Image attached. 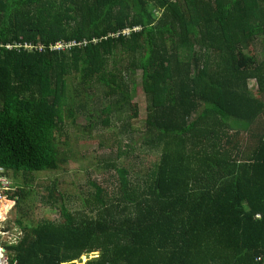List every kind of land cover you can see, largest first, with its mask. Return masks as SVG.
Instances as JSON below:
<instances>
[{"label":"trees","instance_id":"1","mask_svg":"<svg viewBox=\"0 0 264 264\" xmlns=\"http://www.w3.org/2000/svg\"><path fill=\"white\" fill-rule=\"evenodd\" d=\"M0 44L15 208L30 195L22 172L67 162L60 138L79 114L90 129L133 119L144 95L141 150L158 155L137 169L130 144L111 150L84 203L96 214L59 204L58 221L19 219L12 263L264 264V0H0Z\"/></svg>","mask_w":264,"mask_h":264},{"label":"rangeland","instance_id":"2","mask_svg":"<svg viewBox=\"0 0 264 264\" xmlns=\"http://www.w3.org/2000/svg\"><path fill=\"white\" fill-rule=\"evenodd\" d=\"M262 47H259V51L262 50ZM259 51L257 53L258 60L263 61L264 51H262V59H260ZM127 63L125 62V65ZM138 76L139 82L140 78ZM250 84L252 90H257L254 81H251ZM133 104L138 106V115L133 119L128 118L130 113L127 112L124 113L123 120H113L111 124L101 125L100 122L102 121L98 122L94 120L93 124L95 126H91L92 129L87 127L92 124V118L86 114H79L75 125L69 122V127L67 128L68 136L60 138V151L62 154H65L67 159L62 168L57 172H22L20 174L19 182L26 187L30 195L23 202L21 208H15V203L13 202L7 200L1 201L0 247L2 245L7 247L17 244L20 241L24 232L20 227L19 219H23L25 224L29 225H34L44 219L58 221L61 215L56 206L59 204L60 206L65 204L74 213H83L86 210L87 212H91V214H96L84 203L89 199L91 202L93 201L90 192H93L95 187L92 182L97 181L100 183L105 175L109 174L106 165L113 163L110 155L111 150L121 148V152H124L128 148V144H130L129 159L130 161L132 160L135 166L139 165L137 169L142 167L141 162L144 163L145 167H148L158 159L157 154L153 152L145 154L141 150V146H144L142 133L146 117L145 96L137 95L133 99ZM132 114L134 115V113ZM127 123L132 124L134 129L126 130L129 128L126 126ZM130 132L134 134L131 137L134 139L140 137L141 141H132L129 137ZM121 141L124 142L122 144L123 148L119 145ZM116 161L118 165H121L125 159L122 158ZM13 185L18 186L15 180H13ZM50 192H53L56 196L54 197L57 201L55 206L51 203ZM8 227L12 229L9 230ZM97 256L98 253L92 254L91 258H89V255H86L81 258V262L83 263H80L79 260L76 263L85 264Z\"/></svg>","mask_w":264,"mask_h":264},{"label":"built area","instance_id":"3","mask_svg":"<svg viewBox=\"0 0 264 264\" xmlns=\"http://www.w3.org/2000/svg\"><path fill=\"white\" fill-rule=\"evenodd\" d=\"M29 45V44H28ZM1 47V44H0ZM0 171L3 173L4 169H0ZM9 188V179L5 176H0V208L3 200H7V197L4 195L5 189ZM13 208V207H12ZM1 220V219H0ZM15 245V244H13ZM4 253V255H3ZM0 264H12L11 259L9 257V253H7V249L0 248Z\"/></svg>","mask_w":264,"mask_h":264},{"label":"clouds","instance_id":"4","mask_svg":"<svg viewBox=\"0 0 264 264\" xmlns=\"http://www.w3.org/2000/svg\"><path fill=\"white\" fill-rule=\"evenodd\" d=\"M125 32H129V30H128V31H125ZM9 246H13V245H9ZM0 248H5V249L8 250V248L5 247V246H3V245H2ZM8 252H9V257H10V259H11V255H12V254H15V253H13V251H9V250H8ZM8 252H7V253H8ZM11 262H12V261H11ZM12 264H14V263H12Z\"/></svg>","mask_w":264,"mask_h":264}]
</instances>
